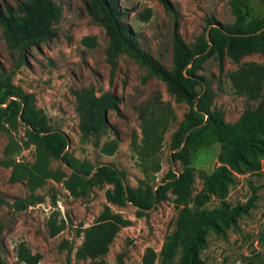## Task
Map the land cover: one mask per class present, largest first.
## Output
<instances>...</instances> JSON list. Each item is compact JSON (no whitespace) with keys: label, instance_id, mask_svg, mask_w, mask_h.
Here are the masks:
<instances>
[{"label":"rangeland","instance_id":"rangeland-1","mask_svg":"<svg viewBox=\"0 0 264 264\" xmlns=\"http://www.w3.org/2000/svg\"><path fill=\"white\" fill-rule=\"evenodd\" d=\"M22 0H0V8L14 9ZM61 8L60 20L53 24L55 35L49 40L30 46L26 51L11 49L4 42L0 30V80H7L15 88L29 95L31 106L41 112L52 130L62 132L67 146L62 154L75 160V165L90 168L91 177L102 165H112L124 173L123 186L141 187L145 175L141 160L131 143V134L140 138L138 110L154 100L168 104V117L157 153L159 170L150 180L152 189L161 187L160 199L154 200L144 215H138L129 204L115 205L105 199V191H115V181L103 178L100 184L87 186L83 193L72 196L62 182L47 178L29 190L21 178L22 167L34 161L35 146L26 127L16 119L0 117V253L6 264H23L15 256L18 244L30 252L39 253L38 264H89L90 259H78L75 252L82 240L81 230L94 222L107 204L131 223L121 227L107 252L102 256L107 264H140L145 248L158 252L166 233L174 227L177 208L169 181L160 180L169 171L180 172L179 160L171 156V133L188 110L185 101L170 94L162 81L147 73L144 66L126 53H120L110 65L106 48L109 37L102 26L86 13L87 0H52ZM120 20L131 32L140 49L171 68L172 32L177 28L183 41L192 46L199 34L207 29L208 21L226 25L234 20L231 0H167L165 8L159 0H117ZM249 17L264 15L262 0H243ZM93 37L94 44L86 46L81 40ZM264 66V52L253 51L241 56L237 63L224 56L221 64L215 54L209 55L197 73L204 77L209 89L210 107L221 113L225 123L233 124L243 112L254 110L261 98L247 99L232 92L227 73L243 62ZM92 86L97 92L109 90L118 98L117 110L106 114L108 128L97 138L82 139L78 132V118L74 111L71 90ZM196 89H201L196 87ZM4 88L0 90L3 94ZM201 91H204V87ZM11 97H5L4 107ZM5 108V107H4ZM170 116V115H168ZM115 141L116 148L105 154L101 145ZM185 141V140H184ZM184 144V143H183ZM220 144L207 132L194 149H188L189 166L194 170L191 198L202 190V176L219 165ZM256 171H233L223 200L230 206L250 202L251 207L240 215L234 227L223 234L209 231L200 251L204 264H264V157ZM50 170L69 173L59 158L48 157ZM151 165L148 166L150 176ZM31 194H33L31 196ZM37 196L40 202H34ZM18 200H26L17 207ZM54 200V204L52 201ZM218 199L211 196L204 204L210 209ZM60 226L53 236L50 224Z\"/></svg>","mask_w":264,"mask_h":264},{"label":"trees","instance_id":"trees-1","mask_svg":"<svg viewBox=\"0 0 264 264\" xmlns=\"http://www.w3.org/2000/svg\"><path fill=\"white\" fill-rule=\"evenodd\" d=\"M165 8L167 0H159ZM264 3V0H262ZM234 20L222 25L211 20L196 38L192 46L182 39L176 27L172 32L171 68L166 69L157 58L144 52L138 46L135 36L127 31L120 20L117 0H87L84 4L86 13L99 23L109 37L106 48L107 60L114 65L116 56L126 53L144 66L149 75L162 81L166 90L175 98L185 101L188 110L177 128L171 133L169 148L174 160L182 166L180 172L169 170L161 183L169 181L173 194L172 203L177 208L173 229L166 233L158 252L145 248L140 264H204L200 251L205 246L209 231L223 234L228 227H234L240 215L251 207L250 202L230 206L223 197L231 182L233 171H256L259 159L264 157V66L248 61L238 65L227 73L232 92L247 99L261 98L252 111L243 112L233 124L225 123L220 112L210 107L209 89L203 76L197 71L204 59L215 54L221 64L224 56L237 63L239 58L253 51L264 52V15L249 17L243 0H231ZM61 18V8L52 0H22L14 9L0 8V30L7 46L20 52L30 46L49 40L55 35L53 24ZM86 46L94 44L93 37L85 36L81 40ZM0 117L15 121L19 119L26 127L31 143L35 146L34 161L22 167L21 178L26 180L29 190L50 178L62 182L72 196L83 193L87 186L100 184L103 178L115 181V191H105V199L115 205L131 204L138 215H144L154 200L161 197V187L152 189L150 180L159 170L157 153L160 149L163 134L167 129L168 117H172L167 103L160 105L158 101L144 103L139 107L140 138L131 134V143L136 155L141 160V169L145 175L139 180L141 187L136 189L123 186L124 173L112 165H102L95 169L91 177L90 168L76 166L75 160L63 153L67 146V138L60 131L52 130L41 112L35 110L29 95L20 88L13 87L7 80H0ZM196 87L201 89H196ZM204 87V91H201ZM74 97V111L78 118V132L82 139L89 136L98 137L106 133L108 110H117L118 98L115 93L106 90L97 92L92 86H82L71 90ZM170 115V116H168ZM185 137L184 144L183 136ZM208 133L220 144L217 156L219 165L209 174L202 176V190L191 198L194 170L189 166L188 149H194L200 143L201 136ZM116 148V142L106 141L101 145L105 154ZM59 158L69 169L66 174L59 168L50 170L48 157ZM151 165L148 175V166ZM33 194H31L32 196ZM213 196L219 201L208 209L204 204ZM34 202H40L33 196ZM26 200H18L17 207H24ZM54 204V200L52 201ZM131 222L114 212L105 204L95 217L94 222L81 230L82 240L75 257L90 259L89 264H107L102 256L108 245L121 227ZM60 226L50 224L49 234L55 235ZM17 260L23 264H38L39 253H32L23 244L15 248ZM0 264H6L0 253Z\"/></svg>","mask_w":264,"mask_h":264},{"label":"water","instance_id":"water-1","mask_svg":"<svg viewBox=\"0 0 264 264\" xmlns=\"http://www.w3.org/2000/svg\"><path fill=\"white\" fill-rule=\"evenodd\" d=\"M12 99H16L15 97H11ZM187 133H188V131L184 134V136H183V142H182V144H181V146L183 145V143H184V140H185V137H186V135H187Z\"/></svg>","mask_w":264,"mask_h":264}]
</instances>
